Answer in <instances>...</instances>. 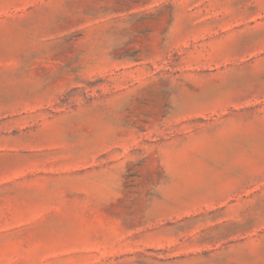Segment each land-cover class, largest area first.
Masks as SVG:
<instances>
[{"label":"rangeland","instance_id":"374dc122","mask_svg":"<svg viewBox=\"0 0 264 264\" xmlns=\"http://www.w3.org/2000/svg\"><path fill=\"white\" fill-rule=\"evenodd\" d=\"M0 264H264V0H0Z\"/></svg>","mask_w":264,"mask_h":264}]
</instances>
